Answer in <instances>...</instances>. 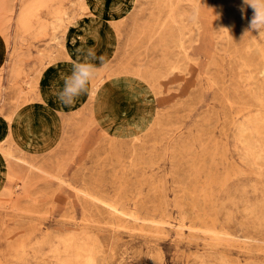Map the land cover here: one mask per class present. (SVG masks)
I'll use <instances>...</instances> for the list:
<instances>
[{
    "label": "rangeland",
    "instance_id": "374dc122",
    "mask_svg": "<svg viewBox=\"0 0 264 264\" xmlns=\"http://www.w3.org/2000/svg\"><path fill=\"white\" fill-rule=\"evenodd\" d=\"M242 2L0 0V264H264V34Z\"/></svg>",
    "mask_w": 264,
    "mask_h": 264
},
{
    "label": "clouds",
    "instance_id": "9594fccd",
    "mask_svg": "<svg viewBox=\"0 0 264 264\" xmlns=\"http://www.w3.org/2000/svg\"><path fill=\"white\" fill-rule=\"evenodd\" d=\"M250 7L253 10L252 17L245 29V34L253 31L259 35L264 34V0H243L240 6L242 15ZM95 58L94 54L89 52L84 62H75L71 75L65 77L63 88L57 92V98L64 105H72L76 98L88 90L90 81L95 73L99 71L93 64L88 62V58ZM103 60V58H101Z\"/></svg>",
    "mask_w": 264,
    "mask_h": 264
},
{
    "label": "bare ground",
    "instance_id": "6f19581e",
    "mask_svg": "<svg viewBox=\"0 0 264 264\" xmlns=\"http://www.w3.org/2000/svg\"><path fill=\"white\" fill-rule=\"evenodd\" d=\"M224 7V6H223ZM222 7V8H223ZM226 11V10H225ZM228 12V11H227ZM226 12V13H227ZM230 14V13H229ZM224 15V14H223ZM172 16V15H171ZM230 16H232V15H230ZM173 17V16H172ZM223 19H225V21H226V26L229 24V22L230 21H228V19H230L229 17H228V19L227 18H223ZM95 22H96V20H95ZM94 22V23H95ZM231 24V23H230ZM99 25H100V23H99ZM229 26V25H228ZM227 26V27H228ZM232 27V26H231ZM234 28V27H233ZM233 28H232V30H233ZM237 29V28H236ZM226 30V29H225ZM231 30V28L229 29V31ZM235 30V29H234ZM89 31H90V29H89ZM234 32V31H233ZM228 33V32H227ZM171 34V33H170ZM231 35V34H230ZM174 35H172V37H173ZM228 36V35H227ZM233 36V35H232ZM231 38V37H230ZM173 39V38H172ZM172 39H170V40H172ZM174 40H176L177 42H175V45L176 46H181V38L180 37H178V35L176 36V38H174ZM229 44H231V43H229ZM252 45H254V43L252 44ZM253 48V47H252ZM256 49V48H255ZM235 50V49H234ZM253 50V49H252ZM233 51V50H232ZM232 54V53H231ZM249 55H251V53L249 54ZM257 57V56H256ZM85 59V58H84ZM262 59V58H261ZM259 60V59H258ZM90 62V61H89ZM259 62V61H258ZM230 63V62H229ZM260 63V62H259ZM258 63V64H259ZM261 63H263V62H261ZM257 66V65H256ZM105 68V67H104ZM249 68H250V66H249ZM249 70V69H248ZM243 72V71H242ZM70 75V74H69ZM239 75V74H238ZM243 75V74H242ZM253 75V74H252ZM241 77H243V76H241ZM253 77H254V75H253ZM252 78V77H251ZM250 79V78H249ZM97 80H98V78H97ZM231 80V79H230ZM243 81V80H242ZM251 81V80H250ZM257 82V81H256ZM264 82V81H263ZM230 84V83H229ZM261 84V83H260ZM237 86V85H236ZM235 87V86H234ZM238 88V87H237ZM258 88V87H257ZM262 91V90H261ZM243 92V91H242ZM248 93V92H247ZM233 94H235V92L233 93ZM248 94H251V93H248ZM234 96V95H233ZM243 96V95H242ZM237 97V96H236ZM235 97V98H236ZM243 99H244V97H243ZM261 99V98H260ZM259 99V100H260ZM226 100V99H225ZM249 101V100H248ZM251 101V100H250ZM248 106V105H247ZM247 108V107H246ZM249 108V107H248ZM246 110V109H245ZM112 143V142H111ZM115 144V143H114ZM216 148V147H215ZM231 163V162H230ZM210 172V171H209ZM25 182V181H24ZM24 184V183H23ZM24 186V185H23ZM7 188V187H6ZM8 192V191H7ZM6 192V193H7ZM82 193V195H86L87 197H88V199H89V201H92V202H98V204L100 203V206H102L103 207V209H107V210H109L110 211V216H111V218L113 219V218H116V217H119V218H122L123 220H127V219H132L133 221H134V223L136 222V220H137V216L135 217V215L133 214V212H128L127 211V208L125 209L124 208V206H118V205H115V204H111V203H107V202H105V201H103V200H101L100 198L98 199L96 196H93L92 194H90V193H87V192H85V191H82L81 192ZM87 199V198H86ZM121 200V199H120ZM114 203H116L115 201H113ZM119 202V201H118ZM129 210V209H128ZM134 211V210H133ZM136 214V213H135ZM207 217V216H206ZM110 220V219H109ZM98 222H100V221H98ZM132 222V221H131ZM141 222V221H140ZM143 222V221H142ZM146 222H148V221H146ZM162 222H164V221H162ZM144 223V222H143ZM138 224V223H137ZM144 224H146V223H144ZM179 224V223H178ZM169 226H171V225H169ZM181 226L179 225L177 228V230H180L179 228H180ZM191 227H193V226H191ZM213 228V227H212ZM142 230V229H141ZM205 230V229H204ZM192 231V230H191ZM206 231V230H205ZM204 231V233H206ZM177 232V234H178V232H181V231H176ZM208 232V231H207ZM142 233V232H141ZM210 233H213V232H210ZM216 233V232H215ZM216 235V234H215ZM211 241V240H210ZM241 242H243V241H241ZM71 252V251H70ZM89 262V261H88Z\"/></svg>",
    "mask_w": 264,
    "mask_h": 264
},
{
    "label": "crops",
    "instance_id": "0c3cea01",
    "mask_svg": "<svg viewBox=\"0 0 264 264\" xmlns=\"http://www.w3.org/2000/svg\"><path fill=\"white\" fill-rule=\"evenodd\" d=\"M115 34V31H113ZM7 60V58H6ZM4 60V54L2 53V50L0 49V70L3 67V62L6 61ZM137 100H134V106L136 107ZM9 133V125L6 119L4 118L3 115L0 114V142L5 140Z\"/></svg>",
    "mask_w": 264,
    "mask_h": 264
}]
</instances>
